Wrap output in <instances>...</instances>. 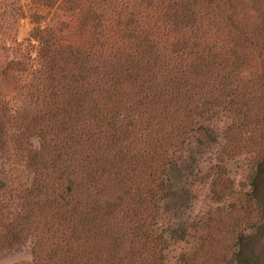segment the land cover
<instances>
[{"label":"rangeland","instance_id":"374dc122","mask_svg":"<svg viewBox=\"0 0 264 264\" xmlns=\"http://www.w3.org/2000/svg\"><path fill=\"white\" fill-rule=\"evenodd\" d=\"M164 1L145 0L144 7ZM188 1L196 5L194 15H183L186 35L204 48L217 47L206 55H220L208 57L196 76L194 59L180 60L186 86L176 100L154 99L149 119L138 107L139 100H152L144 98L149 84L139 82L149 76L145 64H129L138 65L139 81L117 87L115 73L121 71L112 68L118 62L108 69L100 54L105 35L116 29L119 2L105 10L100 0H89L76 20L70 0H0V264H138L140 258L144 264H264V0ZM34 29L49 38L52 52L61 48L67 57L70 45L86 54L85 62L73 67L66 58L37 57ZM58 37L69 44L57 46ZM52 60L57 68L51 84L46 74ZM165 73V81L158 77L162 89L171 77ZM229 73L232 84L224 85ZM85 75L82 87L74 82ZM79 105L83 119L75 112ZM115 106L126 157L107 150L96 120L109 118ZM63 123L102 140L75 146ZM157 138L168 142L162 156ZM66 144L74 158L60 170L84 183L76 215L48 201L69 184L52 170ZM163 166L167 174L157 200L159 179L150 173ZM92 175L104 189L91 183ZM144 197L152 200L141 208ZM95 202L102 205L98 217L84 220ZM109 203L115 208L108 210ZM100 219L108 230L97 227ZM140 223L162 235L161 255L152 239L142 250Z\"/></svg>","mask_w":264,"mask_h":264},{"label":"trees","instance_id":"16d2710c","mask_svg":"<svg viewBox=\"0 0 264 264\" xmlns=\"http://www.w3.org/2000/svg\"><path fill=\"white\" fill-rule=\"evenodd\" d=\"M70 1L72 3L70 8L72 17L71 19H74L76 17V20H78L81 12L84 10L86 3L89 0ZM114 1L119 2L118 6L115 5ZM145 3V0H100V3H97L101 4V6H104L105 10H107L106 6H112L113 4L117 9V12L113 13L116 15V29L110 37L105 35L104 42L101 46L102 52L100 54L107 57L106 66H108V69H111V65H108L110 62H118L117 68H112V73H115L118 70L121 71L119 73H115L117 75L115 78L117 87H120L123 82L139 81L140 69L138 68V65L129 64H131L135 60L137 64H140V62L145 64V68H147L146 72L149 76L146 77V75H143L141 81L139 82L142 83L143 86L149 84L150 87H148L147 89L150 94L147 92L148 94L144 98H152V103L151 101L145 102L143 100H139L138 107L144 109V114L148 116L147 118L154 119L150 115L151 113L149 111L150 106L154 102H156L154 101V99L157 98L158 101L159 98L170 97L173 98V100H176L178 98V95L181 94L182 89H184V87L186 86V82H183L182 80L185 77H180V74L184 75V73L182 71V63H179V61L183 60L185 56H191V58L194 59V62L190 64V67L192 68V74L196 76L200 75L199 72L201 71L204 63L207 60H210L209 58H212V56L218 57L220 53H218V51L216 50L212 52V55H210V52L208 53V55H206V51H212L213 48L217 47L210 45L204 48L200 44L193 42L191 38L186 35L187 32L185 31V28L183 26V15L189 13L192 15L195 14L193 11V7L196 5L195 1L190 2L188 0H165L163 3L156 5L155 8H150L149 10L144 7ZM182 6L186 8L181 12L180 7ZM70 22L75 24L76 21L71 20ZM70 22L69 27H75V30H71L72 33L78 32L76 26H74V24H71ZM192 27L197 29V26ZM30 39L31 41L39 42L37 57L41 59L48 60L54 58L55 60L56 57L57 59L59 57L61 59L66 58V60L69 61L73 67H78L81 65V63L85 62L84 58L86 54H83L84 52L80 51L79 48H73V46L70 45L68 46V49L70 50L68 51L69 53L67 57H64L62 55V52L60 51L61 48H56L57 50L55 49L52 52L49 45V38L44 36V34H39L37 29L33 30V34L31 35ZM55 39L59 41V43H57V46L69 44V40H67L66 37H58ZM54 60H52L53 62H51L53 66L49 67L46 74L47 79L51 82V84L55 82L54 80H56L55 71L57 66L54 64ZM162 67L166 70H163L161 76H158ZM166 71L171 73V77L167 81L169 85L167 86L165 84V89H162L161 85L165 82H159L158 77L165 81L168 78V74L165 73ZM91 72H93V70ZM245 72L246 70H242L237 73L243 74ZM172 75L174 76L172 77ZM232 78H234L233 75H230V73L227 74L224 77L225 81L223 80V84H232V81H230L232 80ZM85 80L86 75L79 77V79L75 80L74 82L78 83V85H81L80 87H82ZM228 80L230 82L227 83L226 81ZM83 95L88 96L89 92L84 90ZM215 97L216 95L211 92L210 98ZM80 109V105L75 106V112L77 116L82 118L81 116H79V112H81ZM116 109L117 107L115 106V110L109 118H107L108 116L105 115L101 118H96L94 115L92 116L93 119L96 118V120H101L102 127L104 128V139L106 142H108L106 144L107 150L114 147L115 149L120 151V153H123L124 157H126L128 151L124 149L125 144L123 141L124 139L122 138L120 115ZM80 121V119L76 120V127L82 122ZM63 125L65 128L62 132L68 134L69 140H71L72 143H75V146H84L86 144L87 146L99 145L102 140L100 134L88 133L87 135H85L82 133L81 129H78L76 127L66 128L64 123ZM201 129H203V127H201ZM156 141L160 143L159 149H161L160 153L162 156L166 153L164 148L168 143H166L167 139L162 138L160 140L157 138ZM53 142V146L58 147L57 142L54 140ZM67 149H70V144H66L65 148L63 150L61 149V152H59L55 163L52 164V170L59 173L58 180H63L64 176H66V178H68L69 184L66 188H64L63 194H59L57 199H50L48 201H51V203L55 204L63 214H66V212L68 211H72V215H76L80 213L79 211L81 208V204L76 199L77 193L83 189L84 183L77 182L75 179H72L71 174L66 169L60 170V166L63 165L64 162L68 160L72 161L74 158H72V156H69V152H67ZM68 157L69 159H67ZM166 174L167 169L164 166L161 169L155 167V171L150 173L152 178L156 177V179L153 180L157 181L159 179V182H157V200H161L162 195H159V193L161 192V185L163 184L161 177ZM90 179H92L91 183L99 185L98 191H101L102 188L104 189L103 186L101 187V183L98 177L92 175ZM2 184L3 182L0 180V189H2L3 187ZM156 194L157 193H155L154 195ZM148 200H150V197H144L142 199L141 208L146 207V205L148 204ZM95 206V208L91 207V211L89 213H85L84 215H82L84 220H87L88 218L89 222H91L92 216L98 217L99 212L97 209H100L102 205L98 202H95ZM113 208H115V206L109 203L108 210H111ZM90 214L91 216H89ZM140 215L141 213L139 214V216ZM104 221L106 222L107 220L100 219L99 223H97L95 220L94 224L97 223L98 228L104 227L106 230H108L106 224L104 225ZM141 221L145 223L146 218L144 219V221ZM144 223L138 224L136 228L139 234H141V238L145 239L143 240L142 250L145 248L148 241L152 239V241H154V249L157 248L158 253L161 255L163 252V244L165 243L162 235L157 233L156 235L151 234L149 230L144 228ZM143 261V258H140L138 264H144ZM159 263L162 264V262Z\"/></svg>","mask_w":264,"mask_h":264}]
</instances>
